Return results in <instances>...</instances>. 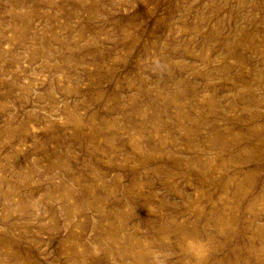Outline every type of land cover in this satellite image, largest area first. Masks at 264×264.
Masks as SVG:
<instances>
[{"label": "rangeland", "instance_id": "obj_1", "mask_svg": "<svg viewBox=\"0 0 264 264\" xmlns=\"http://www.w3.org/2000/svg\"><path fill=\"white\" fill-rule=\"evenodd\" d=\"M0 264H264V0H0Z\"/></svg>", "mask_w": 264, "mask_h": 264}]
</instances>
